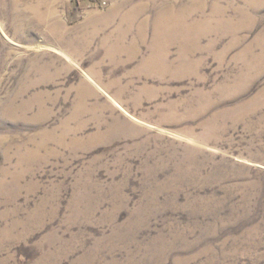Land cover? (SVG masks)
<instances>
[{
  "label": "rangeland",
  "instance_id": "374dc122",
  "mask_svg": "<svg viewBox=\"0 0 264 264\" xmlns=\"http://www.w3.org/2000/svg\"><path fill=\"white\" fill-rule=\"evenodd\" d=\"M0 264H264V0H0Z\"/></svg>",
  "mask_w": 264,
  "mask_h": 264
},
{
  "label": "bare ground",
  "instance_id": "6f19581e",
  "mask_svg": "<svg viewBox=\"0 0 264 264\" xmlns=\"http://www.w3.org/2000/svg\"><path fill=\"white\" fill-rule=\"evenodd\" d=\"M165 16V15H164ZM167 16H170V14L169 15H167ZM170 18V17H169ZM164 19V18H163ZM158 20V19H157ZM165 20V19H164ZM170 20V19H169ZM168 22V21H167ZM169 22H171V21H169ZM177 22V21H176ZM160 23V22H159ZM159 23H158V25H159ZM173 23V22H172ZM166 24V25H165ZM161 25V24H160ZM159 25V26H160ZM181 24H179V26H180ZM166 26V27H165ZM170 26V27H169ZM178 26V25H177ZM183 26V25H182ZM167 27L169 28V31H176L177 29H176V26L174 25V24H168V23H164V24H162V27L160 26L157 30L158 31H166L167 30ZM178 28V27H177ZM186 29V28H185ZM179 30V29H178ZM88 74V73H87ZM91 79V78H90Z\"/></svg>",
  "mask_w": 264,
  "mask_h": 264
}]
</instances>
